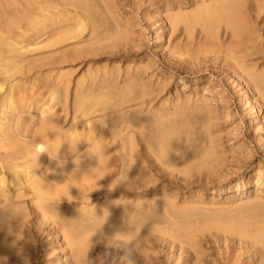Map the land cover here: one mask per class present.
<instances>
[{"label": "rangeland", "instance_id": "374dc122", "mask_svg": "<svg viewBox=\"0 0 264 264\" xmlns=\"http://www.w3.org/2000/svg\"><path fill=\"white\" fill-rule=\"evenodd\" d=\"M13 1L0 0V60L3 58L0 70H6L0 73V77L6 73L10 76L0 92L4 93L10 82L17 84L14 92L17 109L12 115H0V120L4 118L0 136L8 139L9 143H27L33 139L32 133L39 121L51 120L55 113L54 117L56 114L60 116L61 119L58 116L55 118L60 119L61 124L60 121L56 123L53 117L58 126L51 135L61 137L62 141L53 139L59 141L61 149L68 142L64 134H79L73 139L68 137L70 141H79L76 149L78 156L74 155L77 156L74 159L76 164L85 163L91 157L93 150L88 146L89 142L98 144L103 140L112 145V149L110 147L109 151L108 147L107 151L115 158L118 155L120 168L115 165V158H111L113 161L110 159L115 173L119 171L118 180L125 181L133 167L137 168L139 175L138 182L130 187L120 186L124 191L115 186H98L96 191H84L85 198H88L85 202L90 203L86 208L93 209L91 215L80 211L79 207L68 208V201L62 204L65 206L67 203V207L57 208V212L54 209L58 215L77 213V218L74 217L84 232L92 234L86 258L92 264H100L101 260L106 264H138L129 251L122 255V249L113 246L112 231L94 232L98 218L107 216L105 225L108 226L121 223V216L125 213L131 214L135 222L149 221L154 230L165 229L172 237L161 238L156 232L145 236L142 241L143 258L140 259L145 264H240L245 261L246 246L239 245L233 234L217 231L214 225L209 226V231L195 233L192 240L184 236L191 233L194 227L209 222L224 225L234 219L237 225L264 222V79H259L264 78V0H254L256 13L245 15L248 26L241 41L230 38L224 24L213 40L201 32L199 25L191 32L183 27L172 29L169 26L172 13L195 11L202 5V0H105L107 4L103 0H92L88 13L92 15L91 21L85 19L84 12H75L76 16H83V23H88L84 26L87 27L80 20L79 23H62L63 26H83L81 41L72 40L45 49L49 41L61 35L53 36V31L48 29L47 32H50L40 37L33 36L27 50L22 49L26 44L23 38L32 33H25L20 28L9 30L10 20L2 13L7 3ZM246 2L247 6L252 4L251 0ZM63 8L60 4L54 10V13H60L58 20H64L68 13V17H76L74 12ZM92 21L99 41L95 45L88 39ZM11 34H14L12 40L20 50L10 44ZM2 45L4 52L6 49H13V52L7 50L2 53ZM232 46H235L234 50L230 51ZM56 54L55 59L61 64L49 63ZM15 55L18 61L11 59ZM247 83L249 87L245 92ZM42 103L49 111L52 109L51 115L49 111L46 112L49 114L44 113L45 117L40 115L41 110L45 112L44 108H40ZM9 123L10 127L5 125ZM28 124L35 128L26 130ZM171 124L175 125V129L177 126L180 128V134L178 137L174 135L172 144L178 153L175 155V167H170L160 157L157 133L160 128ZM89 129H93L95 134L91 135ZM99 134L104 139L97 140L103 138ZM75 137L79 138L74 140ZM89 137L91 141L86 139ZM119 144L121 148L118 147L117 151L115 147ZM15 148H11L12 154L16 152ZM207 152L215 158L212 164L204 165L199 158ZM119 154L125 155L123 159ZM84 155H87L86 158ZM71 160L73 158L64 160L55 157L45 168L57 177H63V170L73 173L93 167L81 169L76 165L72 168ZM12 163L3 160L0 164V171L9 180L3 176L5 183L12 184H8L10 188L5 183L1 184L6 185L4 189L12 190H6L8 194L18 190ZM5 167H10V170ZM39 172L42 174V170L39 169ZM67 173L63 178H68ZM63 180L54 181L53 187L62 186ZM73 185L65 187L66 193L71 190L77 192ZM101 188L106 190L102 192ZM107 191L114 194L104 195ZM76 196L80 197V194L76 193ZM29 198L25 197L15 205L23 207L21 217L12 220L16 230V252L3 264H45L49 259L56 258L57 264L64 263L67 257L62 258V254L68 248H64L62 235L51 234L50 227L42 223L51 220L53 215L39 219L31 202L29 205L26 202ZM52 201L46 203L53 205L56 202ZM71 201V204L78 203L75 199ZM120 205H124L122 214ZM0 226L3 232H0L1 239L6 235L8 226L1 223ZM104 226L100 229L104 230ZM177 228L179 233L173 230ZM179 243L184 245L182 250ZM237 256H240V261L235 259ZM263 257V253H257L252 264H260Z\"/></svg>", "mask_w": 264, "mask_h": 264}, {"label": "bare ground", "instance_id": "6f19581e", "mask_svg": "<svg viewBox=\"0 0 264 264\" xmlns=\"http://www.w3.org/2000/svg\"><path fill=\"white\" fill-rule=\"evenodd\" d=\"M60 1H61V3H59L56 0H15L13 2L7 3V8L5 11H3L1 9L3 11L2 13L7 18H9V20H10V23L8 22L9 25L7 26L9 28V30H13V28H16V30H17V28L18 29L20 28V30H22L25 33L26 32L32 33L31 36H29L28 38H23L26 44H24L22 49H24V50L28 49V47L30 46V39L33 36L40 37V36L50 32V31H53V33L51 34L53 36L59 35L60 33H61V35H59L60 37H58L57 39H55L53 41H49L47 43V46L45 47V49L46 48L52 49L58 45H61L63 43H66V42L72 41V40L81 41V40H79V38H83L84 27H87V26H84L85 23H87V22L85 21L83 23V20L88 18L91 21V19H92V15L90 16V14H88L89 10H90L89 2L92 0H60ZM103 1H105V0H103ZM246 1H249V0H202V5L201 6L199 5L195 11L185 10L184 14L181 12L172 13L169 16V26L172 29H178L179 27H183L186 31L191 32L192 29H194L196 25H199L201 27L200 28L201 32L204 33L206 35V37H209L208 39L213 40L217 37V32H218L217 30L219 29V27L222 24H224V28L227 31L230 38L238 39L239 41H241L242 37L247 32V26H248V22H247L246 18H244V17H246L245 15H254V13H256V11H257V6L255 4L256 2L254 0H251L252 4L249 6H247L248 2H246ZM104 3L107 4L106 1ZM186 3H187V1H185V6H186ZM60 4H63V7L66 9V11H69L71 13L74 12V14H75V12H80V11L84 12L85 13V19L83 18V16H79V17L76 16L77 14H75L76 17H73L72 15H71V17H68V14H69L68 13L67 16L64 18V20H62V19L58 20L57 17H58V15H60V13L56 14V13H54V10L57 9V6ZM58 12H59V10H58ZM60 12H62V11H60ZM65 13L63 15H65ZM79 20H80V23H83L84 27L83 26L80 27L79 25L78 26L77 25H71V24L64 25V26L62 25V23L65 21H70V22L75 21V22L79 23ZM91 23H92L90 25L91 32H90V35L88 36V39L92 45H95V44H98L99 41L97 40L98 38H96V27H95L93 21ZM51 27H55V28L51 29ZM79 27L81 28V30L79 29ZM48 29L50 31L47 32ZM6 33H8V31ZM18 34H19V32H18ZM12 35H14V34L10 35V38H11L10 44L16 43L14 41V39L12 40V38H13V37H11ZM49 39H51V37H49ZM230 41H232V40H230ZM5 43H6V41H5ZM8 43H9V41H8ZM4 45H6V44H4ZM14 46H16V45L14 44ZM10 47H11V45H10ZM234 47L235 46H232L230 51H233ZM16 48L15 49L18 50L19 47L16 46ZM2 49H3V51H2V53H3L4 49H5L4 46ZM7 50H10V49H6L5 52ZM19 50H20V48H19ZM10 51L13 52V49H11ZM60 51H61V49H60ZM1 56H4V54ZM16 56L17 55L12 56L11 59L13 58V59H16L18 61V59H17L18 56H17V58H16ZM57 56L58 55L56 54L55 57L54 58L52 57L51 60L48 62L61 64L60 60L55 59ZM1 60H3V58ZM21 66H22V64H21ZM5 71L2 72L0 70V73H4ZM58 72H60L59 69H58ZM5 76H6V78H5ZM5 76H3L4 78L0 77L1 78L0 79V91H2V89H3V86L5 84L4 81H6V79H9V77H10L9 74H7V73ZM259 79H261V81H263L264 78L260 77ZM246 85L247 86H245V90H244L245 92L247 91V88L249 87L248 83ZM15 86H17V84L10 82L9 85L7 86V88L5 89V92L4 93L0 92V94H1L0 95V115H2V114H5V115L11 114L12 115V112L17 109V106H16L17 102L15 103V93H14L15 92ZM43 103H45V102H43ZM255 104H256V102H255ZM36 107L38 108V106H36ZM40 108L45 109V112H43L41 110V112H40L41 116L44 115V113L49 111L48 107H46V106L44 107V104ZM85 109H86L85 110V112H86L87 108H85ZM253 109H255V106H253ZM38 110H40V109H38ZM49 113H50V115L52 114V109H51V111H49ZM49 113H46V114H49ZM86 114H87V112L84 113V115H86ZM54 115H55V113L52 114L53 117H54ZM73 115H75V114H73ZM45 116L46 115H44V117ZM48 116L49 115H47V118H50V116L49 117ZM56 116H58V115L56 114ZM53 117H51V118L53 119ZM58 117L60 118V116H58ZM72 117H74V116H72ZM3 119L4 118L1 117V120H0V122H1L0 126H1L2 132H3V130H2ZM5 119H7V118H5ZM52 119L51 120L41 119L36 128L32 127L30 124L26 125V130L28 128H33V129L35 128L34 132L32 133L33 139L27 143H20V144H14L13 142L9 143L8 139L2 138L0 136V164L2 163L3 160H6L8 162L12 161L13 163L10 165H11V168L16 173V175L14 173L15 177L18 179V190H16L12 194L9 193L11 195H9L8 193L5 195L4 192H0V201H2V205H0V206L5 207V209H6V211L4 213H0V215L7 214L8 210H10V209L20 207V206L16 207L15 205L17 203L21 202L23 198L30 197L31 199L29 198L28 200H26V202L28 203V205H29V202H31V205H33L34 213L38 216L39 219L42 220L48 214L53 215L51 220H48V221H45L42 223H43V225H48L50 227L51 234H54V235L60 234L63 237L62 243L64 245L65 250L67 248H68V250H67V252H65V253L63 252V254H62V258L67 257V259H65V262L62 264H86V249L88 248V245L91 242L92 234L90 232H87V233L84 232V230L80 226L78 220H76L77 213L76 214L71 213V214H67V215H63L60 213L58 215L56 213L57 214L56 215L54 213V209H56L55 212H57V208L67 207V203H65L66 204L65 206L62 204H64V201H68V208H72L73 206L79 207L80 211H83L85 213H90V215H91V213H93V209L86 208V206H89L90 203L86 204L85 201H88V198H85L84 193H83L84 191H96L98 186H105V187L106 186H113V187L115 186V188L120 187V186L130 187L132 184L138 182L136 180H138L137 177L139 175L137 176V170H136L137 168L133 167L130 169V173H129V175H131V176L128 175V178L125 179V181L118 180L117 173H119V171L117 173H115L116 170L115 171L113 170V168H115V167L113 166V164H111L112 162H110L111 158H113V159L115 158L114 154L112 153L113 156H111L112 154L109 152L110 147L112 145L108 142H107L108 144L104 143L105 141L102 140V139H104V137L100 134L99 135L102 136L103 138L99 137L97 140H102V141H98V144L95 142H92V143L89 142L88 143V146L90 145L92 147V150H93V152L91 154L89 153L90 151H88V155L90 154L91 157H88L85 163H81L79 165L76 164V161H74V159L77 158V156H78L76 149L79 147V141L78 142L70 141V140H68V137L69 138L71 137L73 139L74 138L73 136H75L77 134V132L75 135H72V133L71 134L70 133L64 134V135H66L68 142L64 143V146H63L64 148L61 149L60 148L61 144H59V141L53 140L54 138H56V139L59 138V140H60L61 137H58V136L55 137L54 135H51V132H53V130H55V126H58V124L56 125V123H58L61 118L58 120L55 118L57 122L55 121V119H53V120ZM59 123L61 124V121ZM90 123L92 124L93 122L91 121ZM5 125L9 126L10 123L5 124ZM161 125L164 126L163 124H161ZM91 126L89 128H92ZM164 128H160L159 130H157V133L159 135L158 136L159 144H160L159 149L161 152L160 157L164 158L166 160V163H168L170 167H175L176 166V164H175L176 156L175 155H177L178 153L176 151V148H174L172 146V144L175 140L174 135L176 134V136L178 137V135L180 134L179 133L180 128L178 129V126H177V128L175 129V125H173V124L169 125V127L165 128V129ZM89 130H90V132L92 131L91 133L89 132L92 135L94 130L93 129H89ZM29 131H30V129H29ZM94 134H95V132H94ZM68 135H71V136H68ZM77 135H79V134H77ZM81 135L82 134H80V137H81ZM97 136H98V134H97ZM64 138H65V136H64ZM64 138H62V139H64ZM75 138L76 139H74V140H77L79 137L78 138L75 137ZM86 139L91 141L90 137H89V139L88 138H86ZM97 140H95V141H97ZM105 140H106V137H105ZM7 141H8V143H7ZM60 141H62V140H60ZM115 144H113V145H115ZM162 145L164 146L163 151H162ZM118 147L121 148L120 144H119V146L115 147L116 150ZM11 148L16 149V152L14 154H12L10 152ZM107 148L109 151H107ZM111 149H112V147H111ZM114 150H111V152H113ZM107 154H108V157L110 155L109 160H108ZM123 154H124V152H123ZM74 155H77V156L74 157ZM86 156L87 155H84L85 158H86ZM124 156H121V158L123 159ZM55 157L62 158L64 160L68 159V158H73V161L71 160L72 161L71 162L72 168H74V166H76V165H78L81 169L92 166V165H93V167L90 168L89 170H81L80 172H73V173L72 172L67 173V170H63L64 171V173L62 172L63 177L65 176V173H67L66 175H68V178L65 179L62 177V175L57 177L56 174H52L48 170V168H45V166L48 167L53 162V158H55ZM116 157L118 158V155ZM117 158H115L117 163L116 162H114V163H116L115 165H117L119 167L120 164L118 165V163H120V162H118L119 158L118 159ZM214 158L215 157H213L212 153L207 152V153H204V155L201 156V158H199V159L203 160L204 165H209L210 163L211 164L213 163ZM113 159H111V161H113ZM18 160L24 161V163H22V164H25V165L16 163V161H18ZM117 166H116V168L118 170L120 167L118 168ZM0 168H1V166H0ZM5 168H8V167H5ZM39 169L42 170V174H41V172H39ZM12 171H10V172H12ZM61 171H62V169H61ZM140 173H138V174H140ZM3 176H5V178H6V175L5 174L3 175V171H2L0 173V186L4 185V183H5V178ZM7 176H9V174ZM7 178H6V180H7ZM62 179H64L63 183L61 184L62 186H60V187L54 186L53 187V185L55 183L54 181L58 182L59 180H62ZM7 181H9V180H7ZM5 184L8 185L7 183H5ZM69 184H74L73 186H75V188H76L74 190L75 191L77 190L76 193L80 194V197H77L76 193L72 190H71V192L66 193V191L64 189ZM9 185L11 186L12 184H9ZM9 185L7 186L8 188H10ZM19 185H20L21 189H19ZM5 186H2V187L5 188ZM7 187H6V190L12 192V190L7 189ZM120 188H116V189L120 190ZM81 190H83V191H81ZM103 190H106V189H102V192H103ZM134 190H135V188H134ZM131 191H133V190H131ZM117 193H119L118 195H120V192H116V194ZM126 193H128V191ZM103 194L104 195L107 194V196H108V195L114 194V192L107 191V192H104ZM1 196H3V197H1ZM71 199L78 200V203L74 202V204H71V202H72ZM19 200H21V201H19ZM49 200L50 201L53 200L52 201L53 203L55 201L56 202L53 205L47 204L46 202H48ZM50 201L48 203H51ZM61 201H63V202H61ZM122 206H124V205H120V207H119L121 209V212H120L121 214L123 213L122 212V209H123ZM22 209H23V207H22ZM60 212H63V211L61 210ZM78 213H79V211H78ZM20 217H21V215L19 216V218ZM121 217H123L121 223L120 222L114 223V224H111L108 226L105 225L104 230L100 229V231L101 232L112 231V234L111 233L110 234H111V236L114 237V235L116 233L134 232L136 230L137 226H139V228H140L139 234L136 236V238L132 242L131 246L130 247L129 246L120 247L122 249V251H121L122 255H125V253L127 251H129L131 253V255H133V257H132L133 261L134 262L138 261V264H145L142 260H140L141 258H143L144 248L142 245V241L144 239H146L145 236L151 235L154 232H156L158 237L165 238V239H168L167 235H169L171 237L170 233L166 232L165 229L154 230V227L150 226L151 223L149 221L145 220L144 222H135V219H134V217L131 216V214L127 215L125 213H123ZM14 219H17V218L10 217L11 221L8 222L7 224L0 222L2 225L4 224V225L8 226L6 235L0 239V260H1L2 264L4 263L5 260H9L11 255L14 252H16V247H17V246H15L16 238L14 236V233L16 230L14 227V223L12 221ZM90 219H91V216H90ZM82 221H83V218H82ZM213 225H214V227H216L217 231L228 232V233L233 234V236H235L237 238V240L239 241V245L244 244L246 246V249H245L246 254H247V258L245 259L246 262L243 260L240 264H252V261H253L254 257L257 256V253H259V254L263 253L264 254V245H260V241H264V222L263 223H259V222L245 223L244 222V224H240V225H237V220H235V219L232 222L228 223L227 225L218 224V223L217 224H215V223L211 224L209 222L207 225L203 224L201 227H199V226L194 227L193 230L191 231V233H188V235L184 236V238H186L187 240H192V238H194L193 235L195 233H198V232L203 233L204 231H209L210 230L209 226H213ZM16 226H18V225H16ZM173 230H176L178 233L180 231L179 228L173 229ZM0 232H2V226H0ZM179 236L182 237L183 235H179ZM179 241H181V240H179ZM179 247L182 250L184 248L183 243H179ZM239 248H242V246H239ZM240 256H237L235 259L237 261L238 260L240 261ZM59 259H61V258H59ZM26 263L29 264L28 262H26ZM57 263H58V260L56 258V260L49 259L45 264H57ZM260 264H264V257L261 258Z\"/></svg>", "mask_w": 264, "mask_h": 264}, {"label": "clouds", "instance_id": "9594fccd", "mask_svg": "<svg viewBox=\"0 0 264 264\" xmlns=\"http://www.w3.org/2000/svg\"><path fill=\"white\" fill-rule=\"evenodd\" d=\"M163 145H162V151H163ZM0 192H4V194L6 195V189H4L2 186H0ZM0 205H2V201H0ZM6 211L5 207L0 206V213H4ZM22 207H17L14 209H10L8 210V216L12 217V218H19V216L22 214ZM8 216H4V215H0V222H3L5 224H7L8 222H10L11 220L8 218ZM107 216H103L98 218V223L95 226V233H99L100 228L102 226L105 225ZM140 228L139 226H137L136 230L134 232H120V233H116L113 237L114 240V244L113 246L116 247H123V246H131L132 242L135 240L136 236L139 234ZM260 245H264V241H260ZM126 249V248H125ZM87 262H90V264H92V262L90 260H88L86 258V264ZM100 264H106L105 261L101 260Z\"/></svg>", "mask_w": 264, "mask_h": 264}]
</instances>
